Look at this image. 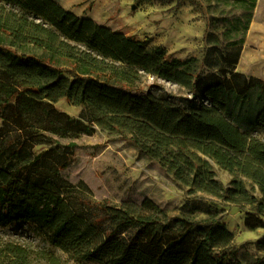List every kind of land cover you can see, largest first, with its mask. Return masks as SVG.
<instances>
[{
    "label": "trees",
    "instance_id": "1",
    "mask_svg": "<svg viewBox=\"0 0 264 264\" xmlns=\"http://www.w3.org/2000/svg\"><path fill=\"white\" fill-rule=\"evenodd\" d=\"M242 42L216 58L209 48L201 60H183L78 17L55 0H0V227L33 223L49 246L0 237V264H240L224 226L169 216L149 199L119 206L96 201L86 185L58 174L72 151L48 167L45 157L55 149L37 155L34 149L48 145V135L78 138L97 127L129 139L192 192L248 209L247 229L264 228V139L234 124L264 133V80L236 71ZM64 71L131 96L147 94L142 81L151 76L205 103L122 114L89 102L73 119L27 93L49 89ZM210 162L244 180L224 189Z\"/></svg>",
    "mask_w": 264,
    "mask_h": 264
},
{
    "label": "rangeland",
    "instance_id": "2",
    "mask_svg": "<svg viewBox=\"0 0 264 264\" xmlns=\"http://www.w3.org/2000/svg\"><path fill=\"white\" fill-rule=\"evenodd\" d=\"M55 1L78 17L89 18L111 31L146 42L147 47H163L174 58L183 60H201L209 48L215 49L216 58L228 51L230 43L243 37L236 71L246 77L264 80V0H255L253 7L238 0ZM248 18V29L243 35ZM242 57L244 62L240 65ZM207 71L215 72V69ZM142 84L144 89H148L147 94L131 96L118 88L103 86L92 79L80 80L64 71L60 80L49 89L27 93L32 98L52 104L57 111L73 119L80 118L89 102L122 114L152 111L159 107L187 108L205 103L200 96L192 100L187 90L159 78L146 76ZM234 124L248 137L264 139L262 131L238 122ZM48 137L50 143L36 146L35 155L55 149L53 154L45 157L46 165L53 167V162L64 152L72 151L68 166L58 174L73 185H86L94 200L119 206L124 202L140 204L149 199L169 216L224 226L232 234L230 249L236 252L240 264H257L258 259L264 257V228L249 230L245 227L248 209H240L180 185L171 173L144 156L129 139L111 135L97 127L90 136ZM210 165L215 180L226 190L232 181L244 180L220 169L214 162ZM245 183L250 189V183ZM0 237L49 247L44 236L30 222L0 227Z\"/></svg>",
    "mask_w": 264,
    "mask_h": 264
},
{
    "label": "bare ground",
    "instance_id": "3",
    "mask_svg": "<svg viewBox=\"0 0 264 264\" xmlns=\"http://www.w3.org/2000/svg\"><path fill=\"white\" fill-rule=\"evenodd\" d=\"M244 62V58L242 57L240 60V65Z\"/></svg>",
    "mask_w": 264,
    "mask_h": 264
}]
</instances>
